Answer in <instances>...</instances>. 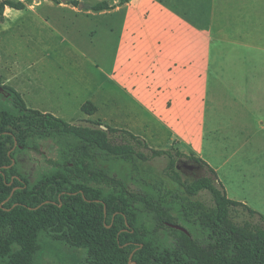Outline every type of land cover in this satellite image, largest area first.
Wrapping results in <instances>:
<instances>
[{
  "label": "crops",
  "instance_id": "obj_1",
  "mask_svg": "<svg viewBox=\"0 0 264 264\" xmlns=\"http://www.w3.org/2000/svg\"><path fill=\"white\" fill-rule=\"evenodd\" d=\"M87 13L100 34L103 29L107 38L119 33V41L109 40L107 63L96 49H79L80 57L72 61L82 71L76 66L72 72L75 83L66 87L65 100L76 102L81 111L92 102L97 112L85 119L106 127L110 122L112 128L142 138L147 132L148 143L174 144L195 154L217 172L230 199L264 214V0H128ZM80 20L77 27L90 25ZM71 25L72 19L57 17L50 9L7 7L1 45V36L13 30L19 38H31L34 28L48 29L51 35L57 27L68 33ZM95 41L87 39L88 48ZM1 45L2 85L26 101L29 96L30 109L65 116L62 108L42 105L32 92L45 75L34 70L40 61H23L22 51L9 54ZM211 94L216 95L214 138L206 153ZM218 152L222 158L216 166L212 161Z\"/></svg>",
  "mask_w": 264,
  "mask_h": 264
},
{
  "label": "trees",
  "instance_id": "obj_2",
  "mask_svg": "<svg viewBox=\"0 0 264 264\" xmlns=\"http://www.w3.org/2000/svg\"><path fill=\"white\" fill-rule=\"evenodd\" d=\"M7 7L26 5L0 1V24ZM0 87L12 100V108H0V264H39L44 236L82 251L83 264H264V215L230 199L203 159L152 149L130 131L102 129L100 121L94 128L73 125L28 108L1 76ZM82 111L91 117L97 108L87 102ZM49 140L59 158L48 159L51 170L32 182L18 157ZM161 157L168 160L163 176L148 164ZM109 160L130 164L131 178L112 174L103 166ZM182 162L206 175L188 181L178 170ZM205 193L209 202L199 198Z\"/></svg>",
  "mask_w": 264,
  "mask_h": 264
},
{
  "label": "rangeland",
  "instance_id": "obj_3",
  "mask_svg": "<svg viewBox=\"0 0 264 264\" xmlns=\"http://www.w3.org/2000/svg\"><path fill=\"white\" fill-rule=\"evenodd\" d=\"M21 1L27 6H32L36 8H42L43 11L46 13L48 9L50 12L56 13L57 17L62 18H69L73 20V25L69 27V31L64 32L62 28L57 27V32H51L50 30H44L43 28H34L32 29L33 35L31 38L23 37L19 38L18 32L13 30L1 36L2 45L0 41V45L3 46L5 49L9 50V54L11 52H18L22 51L19 55L23 61L26 60H39L40 64H36L34 70L37 72L45 71V75H41L40 79L35 83L33 87L34 96L37 100V95L39 101L42 105L50 106V108L59 109L62 108L64 111V115H61V119L64 121L71 123L76 126L82 127H96L94 123L98 121H92L87 118L86 115L78 108L76 102L67 101L65 100V92L67 86H73L75 80L73 78V73L75 69L77 70L76 66L78 67L79 71L81 70L80 63L74 65L72 61L74 57H80L81 49H91L94 48L99 52L100 59L107 63V51L110 49V41L112 44L116 40L119 41V33L111 34V38H107L109 32L103 31L101 34L100 31H97L98 24L91 25L93 15L92 13H87L88 10H96L95 8L101 4L108 9L110 5L116 6L118 4H123L128 0H15ZM208 1V0H206ZM117 3V4H116ZM76 7V9H74ZM46 8V9H45ZM97 11V10H96ZM68 14V15H67ZM118 17H123V15H117ZM88 17V18H87ZM88 20L90 25L88 27L81 26L77 27V19ZM103 19V17H102ZM263 19V18H262ZM81 23V22H80ZM82 28L85 30H89L86 32H82ZM17 34L18 38H13ZM83 35V37H82ZM98 35V36H97ZM46 36V43L44 40L41 41V38H45ZM81 36V40L79 39ZM88 37V38H87ZM78 38V39H77ZM67 39L69 42L65 43L64 40ZM87 39L94 40L96 39L94 45L88 48ZM111 39V40H110ZM18 40V41H17ZM110 40V41H109ZM77 41V42H76ZM79 44V45H78ZM83 46V47H82ZM96 46V47H95ZM113 47V46H112ZM80 49V50H79ZM70 50V51H69ZM71 54V58H69ZM64 56H68L64 57ZM75 66V67H74ZM46 90V93H45ZM214 89H212L213 92ZM3 95V94H2ZM5 96V95H4ZM29 96H26V103H29ZM68 98V97H67ZM216 95L211 94L210 102L213 105L214 99ZM65 100V101H64ZM30 105V103H29ZM0 108H12V100L10 96L0 97ZM104 113L109 114V107H106ZM215 111L214 105L209 109L208 112V141L206 143V153L212 151L211 142L214 138V134L212 133V121H214ZM101 124H103L101 122ZM107 125L111 123L107 122ZM108 127V126H107ZM107 127L102 125V129L107 130ZM122 130V129H119ZM147 133V132H146ZM145 133V134H146ZM153 133V130H151ZM143 134V138L145 140L146 136ZM212 134V135H211ZM139 136V135H137ZM118 137V136H117ZM117 137L114 138L116 143H120V139ZM140 137V136H139ZM146 141V140H145ZM146 143L149 145L150 148L155 150H172L175 153L176 145H172L170 147H162L156 143ZM145 153H148L147 150L143 149ZM189 154V153H187ZM59 158V146L53 140L43 141L41 142L40 150L39 151H26L19 155L18 160L20 163V170L23 175H25L30 181H35L45 172H49L51 170V166L48 164L47 160L52 159L56 160ZM221 154L220 152L216 153L215 160L212 163L216 166L220 165L221 162ZM150 166L153 167L154 173L158 175H164V171L167 168L168 160L165 157L156 158L151 160L148 163ZM195 166L192 163L185 164V162L180 163V168L183 176L188 181H194L198 178H201L206 175V170L202 169V167L197 168H190V166ZM106 169H108L112 174H115L122 178H131V165L120 162L118 160H109L105 162L103 165ZM143 184L139 183H132L133 188H139ZM201 200L208 201L210 200V196L205 193L200 195L199 197ZM236 201V200H235ZM259 213V212H258ZM261 214V213H260ZM264 215V214H262ZM240 221V218L238 219ZM181 225H187L185 222ZM190 228L196 236H201L199 231L192 228L190 225L186 226ZM42 244L44 246L43 252L39 258V264H83L82 262V251L71 248L61 242H54L47 236H44L42 239Z\"/></svg>",
  "mask_w": 264,
  "mask_h": 264
},
{
  "label": "water",
  "instance_id": "obj_4",
  "mask_svg": "<svg viewBox=\"0 0 264 264\" xmlns=\"http://www.w3.org/2000/svg\"><path fill=\"white\" fill-rule=\"evenodd\" d=\"M0 93L3 94V95H5V96H7V97L10 96V94H9V93H8L3 87H0ZM16 145H17V143H16ZM15 163H16V161L13 160V165H15ZM13 165H12V166H13ZM190 168H191V167H190ZM178 170H181V168H180V164H178ZM17 189H18V188H15L14 191H16ZM13 193H14V192H13ZM173 227L176 228V229H179V230H182V231L188 233V230L185 229V228H183V227H181V226L174 225ZM132 257H133V255L131 256V259H132ZM131 264H135V263L131 262Z\"/></svg>",
  "mask_w": 264,
  "mask_h": 264
},
{
  "label": "flooded vegetation",
  "instance_id": "obj_5",
  "mask_svg": "<svg viewBox=\"0 0 264 264\" xmlns=\"http://www.w3.org/2000/svg\"><path fill=\"white\" fill-rule=\"evenodd\" d=\"M189 163H190V164L192 163L193 165L196 164V163H193V162H185V164H189ZM196 165H197V164H196ZM196 165H195V166H192V165H191L190 167H191V168H195ZM199 167H201V166H200V165H197V168H198V169H199Z\"/></svg>",
  "mask_w": 264,
  "mask_h": 264
}]
</instances>
